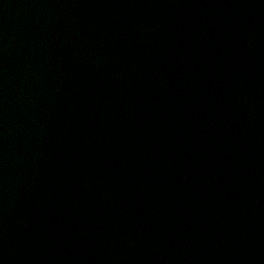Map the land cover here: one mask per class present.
<instances>
[{"label": "water", "instance_id": "1", "mask_svg": "<svg viewBox=\"0 0 264 264\" xmlns=\"http://www.w3.org/2000/svg\"><path fill=\"white\" fill-rule=\"evenodd\" d=\"M214 0H0V264H194Z\"/></svg>", "mask_w": 264, "mask_h": 264}]
</instances>
